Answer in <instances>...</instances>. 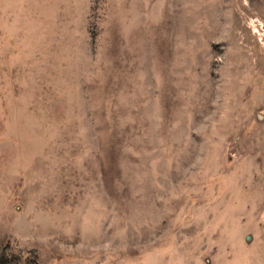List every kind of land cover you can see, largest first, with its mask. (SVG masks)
<instances>
[{"label":"rangeland","instance_id":"obj_1","mask_svg":"<svg viewBox=\"0 0 264 264\" xmlns=\"http://www.w3.org/2000/svg\"><path fill=\"white\" fill-rule=\"evenodd\" d=\"M0 264H264V0H0Z\"/></svg>","mask_w":264,"mask_h":264}]
</instances>
